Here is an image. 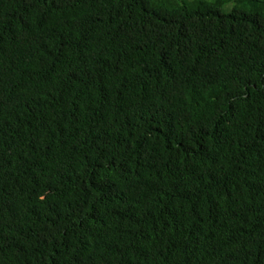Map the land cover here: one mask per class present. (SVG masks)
I'll return each mask as SVG.
<instances>
[{
  "label": "trees",
  "instance_id": "16d2710c",
  "mask_svg": "<svg viewBox=\"0 0 264 264\" xmlns=\"http://www.w3.org/2000/svg\"><path fill=\"white\" fill-rule=\"evenodd\" d=\"M0 264H264V0H0Z\"/></svg>",
  "mask_w": 264,
  "mask_h": 264
}]
</instances>
